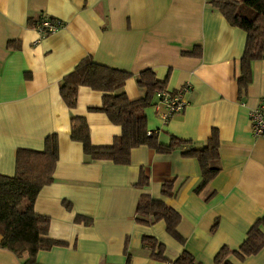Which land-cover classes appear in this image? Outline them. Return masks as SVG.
Returning <instances> with one entry per match:
<instances>
[{
	"label": "crops",
	"instance_id": "0c3cea01",
	"mask_svg": "<svg viewBox=\"0 0 264 264\" xmlns=\"http://www.w3.org/2000/svg\"><path fill=\"white\" fill-rule=\"evenodd\" d=\"M211 1L0 0V174L15 175L19 149L42 151L53 134L59 141L54 182L41 191L35 210L51 219L49 237L67 245L41 251L39 264H170L152 258L143 247L145 236L165 246L169 261L186 251L201 264H215L223 247L239 249L264 219V136L254 135L250 120L264 102V60L252 63V82L241 96L247 33L232 27ZM41 16L64 26L43 37L29 26ZM197 48L201 57L183 55ZM89 57L132 74L124 89L132 101L143 97L137 77L148 69L158 80L168 79L170 92L192 85L183 114L164 123L153 108L146 113L149 131L164 144L173 135L205 147L218 130L220 159L214 165L220 172L200 194L199 163L181 150L160 154L143 146L132 151L127 166L87 163L83 145L71 139L73 117L87 120L96 147L111 146L122 134L105 114L90 111L102 106L103 93L81 87L72 110L61 97L63 79ZM142 172L149 178L145 187L138 185ZM171 181L178 192L167 198L162 186ZM142 195L181 214L183 243L164 221L138 223ZM230 261L264 264V249L245 262ZM0 264L23 262L0 246Z\"/></svg>",
	"mask_w": 264,
	"mask_h": 264
},
{
	"label": "trees",
	"instance_id": "16d2710c",
	"mask_svg": "<svg viewBox=\"0 0 264 264\" xmlns=\"http://www.w3.org/2000/svg\"><path fill=\"white\" fill-rule=\"evenodd\" d=\"M210 6L219 11L232 26L247 33V43L241 60V76L238 80L239 93L243 96L252 82V63L264 60V0H214ZM44 17L31 18L29 26L37 29ZM52 24L63 28L64 24L50 18ZM53 34V33H52ZM51 34H47L49 36ZM10 44L9 47H12ZM187 57H201L200 48L193 52L183 53ZM131 73L116 70L97 64L92 58L84 59L61 83V97L69 109L78 105L79 90L87 87L103 93V104L99 108H91L94 113L105 114L109 120L122 129V134L115 138L111 146L96 147L91 141V132L87 120L73 117L71 120V139L83 145L87 163L93 161H111L115 165L127 166L131 163V154L139 147H149L160 154H172L181 150L186 158L198 161L202 182L195 189L200 194L219 174L220 168L215 166L220 159V137L214 130L205 147H197L195 142L182 140L170 135V142L164 144L158 132L149 135L147 109L153 108L156 96L167 89L168 79L160 81L152 69L145 70L137 77V84L144 92L142 98L132 101L124 89ZM245 92V93H246ZM59 162L58 136L47 137L42 151L19 149L16 158L15 175L0 174V235L1 248L15 254L23 264H39L38 254L54 247L66 246L61 241L49 237L51 219L40 215L35 205L41 191L54 182V174ZM149 184V178L141 173L139 186ZM176 181L166 182L162 186V195L173 198L177 195ZM71 208L70 203H66ZM136 219L143 225H153L164 221L167 232L178 242L184 239L178 231L181 214L169 207L164 201L155 200L142 195L136 209ZM78 222L91 224V219L83 216L76 218ZM217 228V223L213 231ZM143 247L152 252V258L170 264H201L189 253H182L177 259L169 261L165 256V246L154 237L145 236ZM264 249V219L257 221L248 232L246 240L239 249L223 247L215 257V264H233L230 257L240 262L258 255Z\"/></svg>",
	"mask_w": 264,
	"mask_h": 264
},
{
	"label": "built area",
	"instance_id": "2783aa9c",
	"mask_svg": "<svg viewBox=\"0 0 264 264\" xmlns=\"http://www.w3.org/2000/svg\"><path fill=\"white\" fill-rule=\"evenodd\" d=\"M60 28L52 24L50 18L45 16L36 30L45 37L47 34H52ZM191 84H185L176 92H170L167 89L159 92L154 103V110L157 116L164 123H167L173 117L183 114L188 106L187 96L192 92ZM252 130L255 136H264V102L253 109L250 113ZM151 135V131L149 132Z\"/></svg>",
	"mask_w": 264,
	"mask_h": 264
}]
</instances>
